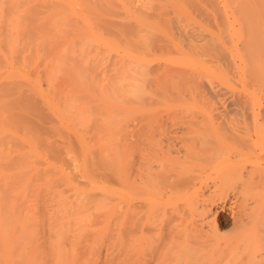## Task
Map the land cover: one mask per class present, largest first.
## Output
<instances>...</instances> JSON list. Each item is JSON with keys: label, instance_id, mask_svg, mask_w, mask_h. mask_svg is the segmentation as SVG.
Returning <instances> with one entry per match:
<instances>
[{"label": "bare ground", "instance_id": "1", "mask_svg": "<svg viewBox=\"0 0 264 264\" xmlns=\"http://www.w3.org/2000/svg\"><path fill=\"white\" fill-rule=\"evenodd\" d=\"M17 1L0 0V197L23 212L40 201L46 221L38 217L39 229L1 227L0 264H264V116L161 111L198 76L179 68L182 49L200 38L177 25L186 4L194 20L191 12L207 14V4L219 14L216 1L127 0L135 30H121L122 45L100 37L88 18L71 17L69 3L81 0H42L61 8L32 20L44 29L26 37ZM219 16L231 25L224 10ZM243 34L229 40V51L213 32L197 38V48L256 52L248 45L256 36ZM101 232H109V248L96 260Z\"/></svg>", "mask_w": 264, "mask_h": 264}, {"label": "rangeland", "instance_id": "2", "mask_svg": "<svg viewBox=\"0 0 264 264\" xmlns=\"http://www.w3.org/2000/svg\"><path fill=\"white\" fill-rule=\"evenodd\" d=\"M18 1L20 5L19 6L17 4V6L20 7V10H19V7L17 8L18 16L22 15L20 11L23 10L24 15L21 16L20 21L24 22L27 26H30L25 31V34H26V37L28 36L31 39H34L38 31L44 29L40 26H38V29H37L35 27L37 26L36 25L37 23L34 25L32 20L36 21L37 19L41 17L44 18V16L47 15V12L51 8L58 10V11H59L58 8H61V6H58V5L50 6V4H47L43 2L42 0H18ZM126 1L127 0H81L80 2H75V3L70 2L69 7L71 6L72 9L70 10L69 13L71 17H73L74 19L76 17V21L77 20L81 21L80 18H84V19L88 18L87 20L93 21L95 24L94 29L97 28L96 25L98 26L97 29L98 30L100 29L99 30L100 37H105L107 39H110L113 42V44L120 43L122 45V41L125 40V38H123L121 30H123L124 28L126 30L127 28H130L129 30L132 33L135 30V28L132 27V26H135L134 15H131L128 18L127 16L128 13L126 9V6H127ZM215 1H216L215 4L217 3L219 5L218 7L220 8V11L222 12L224 10V12H226L228 16H230L229 21H231V25L225 22L226 20L224 16H219L221 12L219 14H216L215 17H213L210 14L211 11L209 9L211 7L208 4L207 5L209 6V8L207 5H205L206 8L208 9V11L205 9L208 12L207 14L206 12H204L205 13L204 15V13L202 12L201 14L202 16L200 15L199 17V15H196L190 11L191 16L193 17L194 20L188 19L187 15H190V14H188L189 7L187 6L188 3L186 2L187 3L186 4L187 13L186 14L184 13L183 15L184 18L183 17L180 18V21L177 24L179 26L181 25V23L183 24L181 25L180 30L182 31V29L187 28L186 30L188 31V33H191L190 38L194 36L196 37V33H198L197 36H199L200 38L194 37L195 41H193L196 43L199 39L201 40L202 35H205L208 33V37H210L213 32L214 37L218 39V41L221 40L222 44L224 43L225 45L226 43H228L225 45L227 47V49H225L226 51L230 50L229 43H231V41L233 40L235 41L236 40L235 38L238 39V37L241 36L244 32L245 33L243 34L242 37H244L246 34V38L240 37V40L241 39L246 40L248 35H250L251 37L252 36L251 34H253V37L255 36L256 37L252 39L251 43H249L248 45L249 46L254 45L255 47L253 48L257 51L252 52L253 48L251 47L252 53H250V51H247L248 53L246 54V51L244 52L242 50L241 51L242 54H238L240 53L238 51L236 56H234L233 54H230L228 52L227 54L223 48H220L221 51H218L217 45H215L213 48L216 47V50L212 49V52H209V54H207L208 52L205 51L204 49H203L204 51H201L202 49L197 48V46L199 47L202 46L200 45L201 41H199V45L196 43L190 44L188 41V43L190 44L189 45L186 42L187 40L186 41L185 39L180 40V38H182L180 36L181 32L178 29H176L178 31L177 33L179 32L180 33L177 34L175 33L176 30L174 31V33L177 34L175 35V40L177 41L180 40L183 42L182 43L181 42L178 43L176 41L175 42L180 44V47L181 46L185 47L184 45L186 44H187L186 46H188L187 48L185 47L187 50H184L181 48L183 53L186 54V55L184 54L186 57L182 61V63H180V66H179V68H181V73L183 76L189 74V77H190V75L191 76L193 75L192 78L197 75L198 76L196 79L191 78L192 80H194V82H192V80L190 79L191 81L190 80L189 81L191 83L187 81V83L182 85L179 90H176L178 95L171 94L169 97L172 99V101L171 102L169 101L168 107L165 106V108H162L163 110L161 111H165L173 115L192 114V115H205V116L210 115L211 116V115H216V114L218 115L224 114L227 116H234L236 114L237 115L240 114L239 116H241L243 114L245 116L246 114V116L248 117L249 115L250 116L251 115L264 116V82H263L264 81L263 80L264 79V76H263L264 75V53H263L264 52V7H263L264 0H255L256 2H254V0H218L220 3L217 0ZM223 1H227V4L225 5L224 8H223ZM142 2L143 4L149 3L148 0H142L141 3ZM66 4L67 2L65 3V5H62V4L61 5L62 7H65ZM9 6L10 5L8 6L5 5L4 7L3 14L6 17H7L8 11L10 10V8L9 10L7 8ZM218 7H216L217 8L216 12L219 11ZM73 8H74V11L76 12V15L73 14L75 13L72 11ZM133 8L134 7L131 8L132 11H134ZM65 9L67 10L66 11V15H67V12L69 11L70 8L65 7ZM11 13L9 14L8 18H10V15L14 16ZM136 14H137V11H136ZM38 24H40L39 21H38ZM88 25L90 26V24ZM253 26H255L254 27L255 29H253ZM6 28L7 27L4 26L2 30L5 31ZM249 28H251L252 31H248L247 29ZM94 29L92 28V30L96 32ZM131 29H134V30H131ZM197 29H199L200 31ZM186 30L185 32H187ZM193 32H196V33H193ZM176 36L178 39L176 38ZM178 36H180V38ZM197 38L198 40L196 41ZM248 39L250 38L248 37ZM255 39H257L258 42H256ZM215 41L217 43V40ZM253 41L257 43V46L259 44V47H256L255 45L256 43L254 44ZM183 43L185 44L183 45ZM194 44H196V46ZM191 46L193 47V49L195 47L196 48L195 50L193 49L189 50L190 52L189 53L188 49H191L192 48ZM260 46L262 47L263 50L260 49L261 48ZM218 47L220 46L218 45ZM249 48L248 50H250ZM244 50L246 49L244 48ZM186 51L188 52V54ZM191 51L193 52L191 53ZM100 52L102 53L105 60L110 61L111 59H113V57L108 52H105V51H100ZM249 53L250 55H248ZM230 55H232L233 57ZM172 57L175 59L174 55ZM104 62H107V61H104ZM0 67H2L1 63H0ZM257 69H260V70H257ZM256 70L259 73L261 72V74L256 73L257 75L259 74L260 76L262 75V70H263V75H262L263 78L260 77L259 75L257 77L255 72L253 74L252 71H256ZM250 71H251L250 73L251 75L249 74ZM247 73L249 74V76H252V77H246L248 76ZM194 74L196 75L194 76ZM243 75L245 76L244 79L242 77ZM249 127L251 126L249 125ZM251 128L248 129L249 130L248 132H251L250 134L252 135L253 133H252ZM262 140L258 141L259 143L262 144L261 147L264 146L263 144L264 140L263 142H261ZM258 144L254 145L256 146L254 148L257 149L258 146L260 145ZM262 155L264 156V151L262 152ZM263 156L262 158H264ZM92 175L98 181L104 182L107 186H109V182H111V179L108 178L106 174L99 176L97 175L96 170H92ZM69 177L72 180H74L77 184L83 185V180L80 177H78L76 174H74L73 172L69 174ZM9 199L12 200L10 197H2V198L0 197V200H1L0 201V229L1 227H5L6 229L8 227H11V229L12 227L13 228L26 227V228H34V229L43 228L42 224L39 222L38 217H41L43 220L46 221V215L44 213V206L42 205L40 201H38V207L31 206L29 207L30 212H23V211H19V207L16 210H15V207L12 209V207H10V205L8 204ZM225 215L226 214L221 213V216H222L221 217L222 218L221 220L222 230L221 231L227 233V230L229 231V228H230L229 227L230 223H229V217ZM26 216H32V217L31 219H29ZM94 220H95V217L93 218V221ZM94 228H97V227H94ZM5 232L4 230H2L0 232V235H2L1 233H5ZM10 232L12 233V230ZM6 234L8 235V232ZM92 239H93V236L91 234H88V246L92 242ZM109 242H110L109 232H101L99 235H97L95 237V244H94L93 250L91 251V257L96 260L104 259L108 251V248H109Z\"/></svg>", "mask_w": 264, "mask_h": 264}]
</instances>
